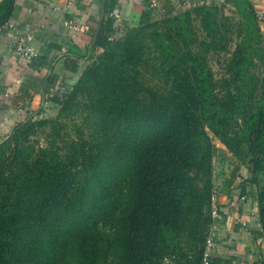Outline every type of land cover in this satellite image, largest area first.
I'll use <instances>...</instances> for the list:
<instances>
[{
    "label": "trees",
    "instance_id": "obj_1",
    "mask_svg": "<svg viewBox=\"0 0 264 264\" xmlns=\"http://www.w3.org/2000/svg\"><path fill=\"white\" fill-rule=\"evenodd\" d=\"M231 1L243 33L217 84L206 57L218 41L216 1L155 21L143 13L121 35L117 0H100L99 55L53 99V118L20 122L0 142V264H219L207 251L208 131L247 164L264 242V66L251 71L264 40L251 1ZM14 3L0 0V31Z\"/></svg>",
    "mask_w": 264,
    "mask_h": 264
},
{
    "label": "crops",
    "instance_id": "obj_2",
    "mask_svg": "<svg viewBox=\"0 0 264 264\" xmlns=\"http://www.w3.org/2000/svg\"><path fill=\"white\" fill-rule=\"evenodd\" d=\"M250 1L255 9H264V0ZM117 2L111 15L116 13L118 31L137 26L143 13L155 21L204 0ZM103 14L100 0H15L8 26L0 31V139L18 123L41 117L54 106L58 110L53 99H63L89 57L99 51L92 44ZM26 34L32 35L37 52L29 60L14 50L16 39ZM228 188L220 189V218L210 229V252L221 260L219 264H262L264 242L257 233L256 200L251 206L244 191Z\"/></svg>",
    "mask_w": 264,
    "mask_h": 264
},
{
    "label": "rangeland",
    "instance_id": "obj_3",
    "mask_svg": "<svg viewBox=\"0 0 264 264\" xmlns=\"http://www.w3.org/2000/svg\"><path fill=\"white\" fill-rule=\"evenodd\" d=\"M217 7L219 8V16L217 21L218 33L216 36L218 41L213 46V49H210L206 52V57L208 64L213 71L214 80L217 82V84H219V81H221L225 76L227 68V58L230 51L232 50L233 44L239 38L238 36L242 35L241 33H243V25L241 23L237 5L234 4L231 0H224L221 3H217ZM255 10H257V8ZM256 20L259 24L261 38L264 40V20L260 22L258 21L257 17ZM193 28L197 33L199 39H206L207 41H210L212 39L211 36H208V33H212V30H210V28L203 29L201 24L197 22V20L193 22ZM125 29H118V33L122 35L125 32ZM100 51L101 50H99L97 53H93L92 57L98 56ZM87 63H89V60ZM263 66L264 62L255 60L254 66L251 68V71L259 74L262 71ZM56 113L57 107L54 106L48 109L47 112H45V115H41V117L37 118L33 117V119L53 118ZM41 129H39L35 137H33L32 143L35 146L44 144V134ZM70 130V127L67 125V127L65 126L64 130H61V132H70ZM208 133L214 146V154L212 160L214 183L213 188L220 191V189H224L226 186H228V189H230V187H233L232 189L236 190V192L244 191L246 193V200H248L249 205L253 206L257 186L249 181L251 174L247 164L240 161L231 152H229L220 142V140L210 131H208ZM7 137L8 136H3V138L0 139V142L5 140ZM263 180L264 174H261L260 182H262Z\"/></svg>",
    "mask_w": 264,
    "mask_h": 264
},
{
    "label": "built area",
    "instance_id": "obj_4",
    "mask_svg": "<svg viewBox=\"0 0 264 264\" xmlns=\"http://www.w3.org/2000/svg\"><path fill=\"white\" fill-rule=\"evenodd\" d=\"M217 3H221L224 0H213ZM153 6V3L151 4ZM256 17L258 21L264 20V9H257L255 10ZM114 13L113 15H115ZM33 37L32 35H22L16 39L14 50L17 54L21 55L22 57L26 59H32L33 57H36L37 52L35 50L34 45L32 44ZM219 195L220 192L217 189H214L211 193L210 197V214L212 218V225L211 228L215 227L216 221L220 218V208H219ZM241 199H244L245 196H241ZM262 237H260L259 241H262ZM212 246V234H210L208 240H207V251ZM208 253L205 254V257H207ZM204 264H209L206 260L204 261Z\"/></svg>",
    "mask_w": 264,
    "mask_h": 264
},
{
    "label": "water",
    "instance_id": "obj_5",
    "mask_svg": "<svg viewBox=\"0 0 264 264\" xmlns=\"http://www.w3.org/2000/svg\"><path fill=\"white\" fill-rule=\"evenodd\" d=\"M102 19H103V17L100 18V21H99V23H98V26H97L96 32H95V34H94L93 40H95L96 36H97L98 33H99V30H100V27H101V23H102Z\"/></svg>",
    "mask_w": 264,
    "mask_h": 264
}]
</instances>
